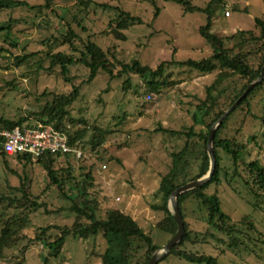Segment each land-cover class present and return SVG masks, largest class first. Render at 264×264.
<instances>
[{
    "label": "trees",
    "instance_id": "1",
    "mask_svg": "<svg viewBox=\"0 0 264 264\" xmlns=\"http://www.w3.org/2000/svg\"><path fill=\"white\" fill-rule=\"evenodd\" d=\"M56 1L41 0L40 3L30 5L26 0H0V14H8L6 19L0 21V58H7L13 68L23 69L31 68L35 64V56L41 53V59L47 61V66L41 65L40 68L53 72V67L56 66L60 78L72 85L66 94L42 93L44 102L33 95L35 107L27 112V116H0L2 130L14 126H32L36 121L52 123L56 129L66 131L71 144L83 151L88 148L99 158L107 135L113 131L93 124L90 140L82 141L86 128L75 127L76 120L71 117L69 110L80 94V87L72 83L75 79L71 72L73 67L89 71L88 83L98 73L106 75L109 81L135 74L143 81V88L136 93L141 99L147 94L153 98V95L166 96L170 91H179L180 81L175 78L176 70H194L201 75L214 73L211 81L204 86L202 95L188 93L185 95L188 100L181 102L187 107V112H191V125L174 130L159 123V131L163 134L184 137L182 147L169 153V171L159 177L158 192L161 194V202L151 205L153 210L163 214L155 228L167 233L170 239L177 231V223L167 208L168 197L178 187L207 173L210 164L207 154L210 128L235 103L247 86L261 75L264 66V16L254 18L255 30H236L219 36L212 33L211 28L213 4L223 5L221 0H210L205 7L194 5L192 0H165L179 4L184 12L206 13V24L200 27L199 33L210 48L211 55L200 61L188 59L178 62L172 57L160 61L155 67L144 65L138 59L128 63L121 59L116 44L103 49L90 38L84 41L66 22L61 24V28L58 27L57 35H51L52 44L65 47V51L49 50L15 55L13 51L17 49L18 43L14 38L13 26L20 21L27 22L23 18L11 16L12 11L27 8L34 18H43L46 12L54 11ZM150 1L155 5L154 0ZM91 3L92 0H77L74 5L82 9ZM107 8L114 10L115 16L109 21V28L103 34L115 41H125L124 32L130 26L142 23L139 17L118 6ZM231 9L239 11L236 5ZM243 11L247 13V9ZM227 13V16L230 15V12ZM44 22L47 26H37L46 30L50 24L45 19ZM129 86V80L126 79L122 87L126 90ZM235 112L240 115L235 121L237 128L231 136H227V121ZM79 123L86 125L83 120ZM253 123L264 126V77L217 128L213 141L215 169L209 182L178 196L185 234L164 259L174 256L189 263L219 264L214 256L189 250L209 244L210 240H220L219 236L226 239L225 245L229 250L243 249L261 258L262 252L259 251L264 247V233L256 228L251 216L245 215L234 221L223 211L216 192H207L213 184L217 186L223 183L234 190L236 186L243 189L247 203L264 210V164L257 159L247 161L249 150L237 138L244 127ZM67 125H70L69 129ZM251 138L255 139V136ZM220 152L226 156V165L223 164ZM12 160L22 167V174L10 164ZM82 161L83 159L75 161L69 155L61 153L47 154L38 159L21 154L9 156L0 145L1 169L8 177H5L4 187L0 189V259L6 256L8 250L26 241L27 244L17 250V253L23 255L30 243L40 244L45 252L40 264H49V258L58 257L69 236L93 239L94 242L97 237H102L105 246L96 252L100 264H146L160 248L155 245L150 234L123 210L110 208L103 215L100 214L95 179L91 171H85L80 166ZM34 164L40 165L46 173L47 183L39 194L33 192V179L25 172L26 166ZM76 165H79L77 169ZM10 179H15L17 184L13 185ZM61 201L64 206H60ZM189 201L196 203V208L191 211V218L195 222L193 224L186 215L185 206ZM40 210L46 214L65 211L74 215V221L64 226L44 225L30 238L23 230L28 225L31 214ZM199 213L203 214L202 220L197 218ZM200 221L202 224L197 228ZM54 229L58 230V234L51 239L49 232ZM16 264H21V261Z\"/></svg>",
    "mask_w": 264,
    "mask_h": 264
},
{
    "label": "rangeland",
    "instance_id": "2",
    "mask_svg": "<svg viewBox=\"0 0 264 264\" xmlns=\"http://www.w3.org/2000/svg\"><path fill=\"white\" fill-rule=\"evenodd\" d=\"M26 1L34 5L41 0ZM76 1L57 0L54 11L46 12L43 17L50 24L46 30L37 26H47L44 19L34 18L29 9L12 11L11 16L23 18L27 22L20 21L13 26L14 38L18 43L13 53L18 55L49 50L65 51V47L52 44L51 35H57V29L66 22L84 41L90 38L103 49L116 44L121 59L128 63L138 59L144 65L155 67L160 61L172 57L178 62H184L188 59L200 61L211 55L210 48L199 33L200 27L205 25L207 20L204 12H184L179 4L165 0H154L155 5L150 0H92L91 5L82 9L75 7ZM209 1L192 0V3L205 7ZM221 1L223 5L213 4L211 28V32L219 36L231 34L236 30H255L254 18L264 16L263 0ZM234 5L239 11L231 9ZM107 6H118L142 20L141 24H134L124 32L125 41H115L103 34V31L109 28V21L115 16V11ZM244 9H247V13ZM227 11L230 12L228 16ZM7 17L6 12L1 13L0 21ZM47 39L50 41L47 42ZM43 41L45 44H42ZM41 55L40 53L35 56V64L31 68L23 69L13 68L7 58H0V116H27V112L35 107L33 95L44 102L45 99L41 97L44 92L66 94L71 90L72 85L60 78L56 66L53 67V72L40 68L41 65L47 66V61L41 59ZM71 72L75 76L72 83L80 87V94L69 110L71 117L76 120L75 127L86 128L82 141L90 140L93 124L113 131L107 135L99 158L88 148L86 151L82 150L83 156L80 158L83 159L80 166L85 171H91L95 179V190L100 199V214L103 215L110 208L123 210L150 234L155 245L163 246L169 235L155 228L163 214L153 210L151 205L161 202V194L158 192L159 177L169 171V153L182 147L184 137L163 134L159 131V123L174 130L191 125V112H187V107L181 102L188 100L185 96L188 93L202 95L204 86L211 81L214 73L201 75L194 70H176L175 78L180 81L179 91H170L166 96L153 95V98L146 102L144 98L136 95L143 88V81L135 74L109 81L106 75L98 73L96 78L88 83V70L76 66ZM126 79L129 80L130 86L124 90L122 86ZM239 117V113L235 112L227 121V136H231L237 128L235 121ZM80 120L86 125L79 123ZM253 135L255 139L251 138ZM237 138L245 143L249 150L247 161L257 159L264 164L263 125L249 124L239 132ZM219 155L226 165V156L222 152ZM10 164L22 174V167L18 163L12 160ZM78 167L79 165H76V169ZM25 172L33 179V192L39 194L47 183L45 171L40 165L34 164L26 166ZM5 177L7 176L0 163V189L4 185ZM10 181L13 185L17 184L15 179ZM207 192H216L223 211L234 221L249 215L256 228L264 233V210L256 209L247 203L243 189L235 186L234 190L222 183L211 185ZM64 205L61 201L60 206ZM185 207L189 220L192 224L195 223L194 218H191V211L196 208V203L189 201ZM197 218L202 220L203 214L199 213ZM73 221L74 215L68 212L46 214L40 210L31 214L23 232L31 238L35 231L44 225L64 226L72 224ZM201 224L200 221L199 225H196L197 228ZM57 234V229L49 232L51 239ZM219 237L220 240H210L209 244L189 250L214 256L219 264H264L263 246L262 251H259L262 252L259 258L243 249L229 250L225 245L226 239ZM26 244L25 241L8 250L6 256L0 259V264H16L17 261H21V264H40L45 256L40 244L30 243L23 255L17 253V250ZM104 246L102 237H97L94 242L93 239L84 240L69 236L58 257L49 258V264H100L96 252ZM158 264L196 263L168 256Z\"/></svg>",
    "mask_w": 264,
    "mask_h": 264
},
{
    "label": "built area",
    "instance_id": "3",
    "mask_svg": "<svg viewBox=\"0 0 264 264\" xmlns=\"http://www.w3.org/2000/svg\"><path fill=\"white\" fill-rule=\"evenodd\" d=\"M151 99L150 94L144 97L146 102ZM67 128L70 126L67 125ZM0 145L9 156L21 154L38 159L47 154L61 153L76 160L83 156L82 150L70 143L66 131L56 129L52 123L41 121H36L32 126L0 129Z\"/></svg>",
    "mask_w": 264,
    "mask_h": 264
},
{
    "label": "water",
    "instance_id": "4",
    "mask_svg": "<svg viewBox=\"0 0 264 264\" xmlns=\"http://www.w3.org/2000/svg\"><path fill=\"white\" fill-rule=\"evenodd\" d=\"M263 77H264V66L261 70L260 77L247 86V88L243 91V93L235 101V103L231 105L210 128L209 135H208V143H207V154L210 160L209 169L205 175H203L202 177L196 180L190 181L178 187L168 197L167 208L177 223V231L163 246L158 248L152 254V256L150 257V259L148 260L146 264H158L159 261L163 260L168 255L170 249L181 241L182 237L185 234V230H184L182 216L179 211L177 198L180 194L197 189L203 186L204 184H206L207 182H209L214 172V169H215L216 158L214 154L213 141H214V135H215L217 128L223 122V120L238 106L241 100L247 96L249 91L263 79Z\"/></svg>",
    "mask_w": 264,
    "mask_h": 264
}]
</instances>
